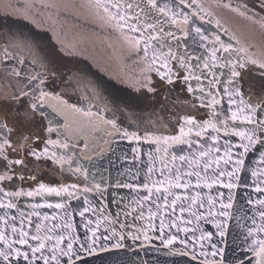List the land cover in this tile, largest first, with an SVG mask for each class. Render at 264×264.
<instances>
[{
    "label": "snow or ice",
    "instance_id": "snow-or-ice-1",
    "mask_svg": "<svg viewBox=\"0 0 264 264\" xmlns=\"http://www.w3.org/2000/svg\"><path fill=\"white\" fill-rule=\"evenodd\" d=\"M94 6L102 9L105 23L120 32L147 66L141 82L133 85L137 91H158L153 72L168 86L182 80L186 91L199 102L191 103V108H210L212 118L201 122L190 112L183 114L177 123L178 135L129 131L123 122L118 123V100L115 108L105 105L112 112L107 117L95 104L78 107L58 94L57 82L63 85L71 73L64 71L56 49L49 47L42 59L33 57L27 65L9 50L26 48L31 52L33 45L40 46L42 37L21 33L17 41L11 29L5 36L0 27V39L13 37L3 48L0 78H16L7 79L0 91V209L5 210L0 215V264H96L97 260L107 264L103 254L114 250L132 252L129 264H154L152 257L159 256L162 249L166 250L163 255L173 258L172 264H177V257H190L195 264H264V93L253 98L250 90L246 99L234 79L241 77L239 69L249 64L261 69L259 76L264 78V61L247 49H234L218 34L211 36L205 25L213 21L197 0H94ZM233 10L241 15L253 10L264 13V0H242ZM216 27H220L219 21ZM241 52L243 57L238 55ZM10 60L16 61L11 68ZM32 64L38 67L28 71ZM226 66H230L228 84L232 89L223 91L229 96L228 104L236 105L234 109L223 108L221 89L216 87L224 74L215 69ZM100 87L93 85L95 95L100 94ZM57 117H62L63 123ZM233 137L239 141L234 142ZM122 141L135 142L131 155L116 154ZM145 155L146 161L142 159ZM136 163H146L150 184L134 185L119 179L121 171L130 173ZM113 168L117 169L114 184L110 180ZM139 172L136 169L128 178L139 179ZM97 173L108 182L97 181ZM47 175L55 182H41ZM154 175L158 178L152 179ZM28 182L38 187L26 191L21 184ZM214 186L216 195L205 199L199 190ZM109 187L143 189L145 194L132 201L135 207L124 215L127 218L135 213L133 220H145L146 210V227L126 233L123 229L128 224L122 223L117 213L113 219L103 217L106 226L100 232L101 221L85 216L86 212L98 215L101 207L91 206L90 195L104 198L110 195ZM249 187L252 191H242L237 204V190ZM177 189L183 191H174ZM38 196L59 197L62 202L28 203L31 211L24 212L21 198ZM74 200L89 206L79 211L85 222L83 238L76 234L72 221ZM41 208L60 212L42 214L37 211ZM33 217H39L34 231ZM157 219L158 225L154 223ZM41 220L51 222L50 226ZM203 224H211L215 231L206 230ZM59 229L70 230L68 236Z\"/></svg>",
    "mask_w": 264,
    "mask_h": 264
},
{
    "label": "water",
    "instance_id": "water-1",
    "mask_svg": "<svg viewBox=\"0 0 264 264\" xmlns=\"http://www.w3.org/2000/svg\"><path fill=\"white\" fill-rule=\"evenodd\" d=\"M197 2L203 6L204 12L208 13L213 23L211 25H205L209 29L211 36L220 35L221 39L225 43H231L233 48H244L247 52L253 54L258 60L264 61V13L255 14L246 13L241 15L239 11H234L242 0H197ZM226 4H230L231 7H226ZM203 14V13H202ZM102 9H97L94 6V0H0V27H3V34L6 36L8 30L11 29L14 34L15 40L21 39L20 34L24 36L31 34L35 37H42L40 46L33 45V49L29 52L26 48H13L9 50L17 59L25 60L26 65L33 57L42 59L45 52L50 48L57 50V53L62 58L63 68L66 73H71L70 79L65 81L63 85L57 82L58 94H63L65 98L69 99L70 103L76 104L78 107L87 108L91 104H95L107 117L112 116L110 110L105 109L107 105L108 109L116 107L114 101H119V111L116 115L118 123L123 122V126L129 131H137L143 134L145 131L154 132L157 131L160 134H179V127L177 126L178 120L185 113H192L196 116L198 121L203 122L206 119L212 118V109L210 108H191V103H199L194 100L193 94L186 91V85L183 81L177 82L173 86H168L159 80V77L155 72L151 73L153 80L156 83L158 91L156 93H148L145 89L137 91L133 85L141 82V77L145 74L147 66L143 63L142 57L138 56L136 52L129 46L123 36L118 30L112 28L111 25L105 23L103 19ZM216 21H219L220 27H216ZM226 30V31H225ZM13 37L7 39H0V58L3 57V48L9 44ZM40 48L45 51L42 52ZM199 51H203L200 49ZM218 55L228 54L218 53ZM234 55H237L234 53ZM243 57L244 52L238 53ZM9 68L16 65L15 60L7 62ZM38 66L32 64L28 68L31 71ZM4 68V62L0 59V72ZM215 71L223 73L219 76L220 84L216 87L220 88V96L223 97L221 105L224 109L229 107L235 108L236 105H229V96L223 91L224 88H228L230 91L232 86L228 84L230 75V66L224 68H217ZM241 77L234 78L238 80L241 91L244 93L247 99L249 91L253 94V98L264 93V78L259 76V72L262 71L255 65L249 64L244 69H239ZM15 80L16 78H7ZM7 79L0 78V91L3 90V86L7 83ZM195 85V81L191 82ZM93 85H100L99 95L93 93ZM207 85V81H205ZM215 91V89H214ZM167 97V100L163 98ZM175 105V106H174ZM221 105H218L219 109ZM93 110H96L95 108ZM230 116V112L227 113ZM58 120L63 123L62 117H57ZM47 123L46 121L44 122ZM158 125H163L159 127ZM27 130V128H25ZM46 135V133H42ZM222 135V134H221ZM55 138V135H53ZM234 142H238V137L232 138ZM135 142L129 144L127 141H122L117 148V155L121 152H126L131 155V148ZM144 148H148V145H143ZM154 148V146H153ZM170 151H176L171 149ZM155 155L159 156L158 153ZM146 161V155L142 157ZM247 163V161H246ZM159 167V160L156 162ZM146 163H136L135 167H131L130 173L120 172L119 179L123 182L139 185L143 182L150 184V180L146 178L145 170ZM122 167V166H121ZM251 167V166H250ZM136 169H140L139 179L130 180L128 177L132 173L136 172ZM105 177L107 173L103 174ZM245 174H242V178ZM249 177V183L251 182L250 172L247 174ZM101 174L97 173V181L107 183L108 180H101ZM158 178L153 176L152 179ZM60 178H56L59 180ZM74 179V178H72ZM117 179V169H112L110 177L111 182L114 184ZM44 183H54L55 181L50 175L44 176L41 180ZM71 183V180H68ZM24 190H34L38 185L35 182H28L21 184ZM19 190V188L15 189ZM182 192V189L174 190ZM202 196L206 199L208 195H216L217 186H214L211 190L201 189ZM227 193V189H220ZM242 191L251 192L252 189H239L236 192V203H240V193ZM108 193L104 198L93 197L90 195L92 207H99V214L93 212H86L85 216L96 221H101L100 232L104 231L106 221L103 217L108 216L109 219L116 217L119 213V220L122 223H127L128 227L123 231L126 233H134L137 228L146 227L147 212L145 210V220H133L135 213L125 218L124 211L131 212V209L135 207L131 202L137 199L139 196L144 195L143 189H126L109 187ZM123 197V203L118 206V201ZM256 198V194H253V199ZM171 199V197L169 198ZM47 200L49 203L62 202L61 198L54 196H38L35 198H21L24 212H30L31 209L27 207L28 203H44ZM75 212L72 216V221L76 226V234L83 238L85 231L84 220L79 216V211L83 210L88 205L82 204L80 200H74L71 202ZM151 206V202H148ZM251 208L252 206H248ZM258 207V206H257ZM5 210L0 209V215ZM37 211L42 214L51 215L53 212L59 213L60 210H54L49 208H41ZM139 211V209H137ZM179 215V213H176ZM18 216L19 213H16ZM188 214L185 213V216ZM167 221L168 217H164ZM39 217H33V228ZM2 223V222H0ZM40 223L50 226L51 222L40 221ZM155 224H159V220L154 221ZM19 226V225H18ZM206 230L215 231L211 224L202 225ZM92 227H95L93 224ZM118 230H120L118 228ZM63 231L66 237L69 234L68 229H59ZM169 229L165 228L167 233ZM175 232V229H171ZM10 234V229H9ZM90 234V233H89ZM99 235V233H97ZM158 234V233H157ZM183 236L184 233H179ZM189 236L192 234L189 233ZM197 235L199 233L197 232ZM128 244L132 241L129 239ZM138 243V242H137ZM154 243L159 246L160 241L156 240ZM161 250L159 256H153V262L156 261L159 264H172V257H166ZM104 260L107 264H129L133 258V253L128 252L125 254L123 251H112L105 253ZM143 255V253H141ZM91 259V258H89ZM177 264H195L190 257L187 258H175ZM96 264H102L100 260L96 261Z\"/></svg>",
    "mask_w": 264,
    "mask_h": 264
}]
</instances>
